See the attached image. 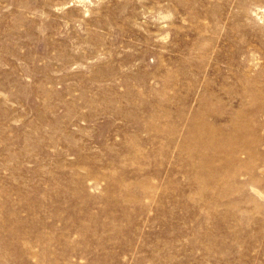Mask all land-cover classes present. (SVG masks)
I'll use <instances>...</instances> for the list:
<instances>
[{
	"label": "rangeland",
	"instance_id": "rangeland-1",
	"mask_svg": "<svg viewBox=\"0 0 264 264\" xmlns=\"http://www.w3.org/2000/svg\"><path fill=\"white\" fill-rule=\"evenodd\" d=\"M0 264H264V0H0Z\"/></svg>",
	"mask_w": 264,
	"mask_h": 264
}]
</instances>
